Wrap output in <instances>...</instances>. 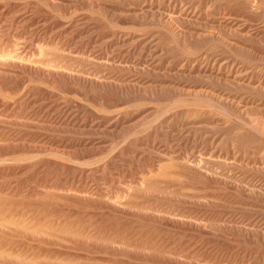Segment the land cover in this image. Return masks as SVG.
<instances>
[{
  "label": "rangeland",
  "instance_id": "374dc122",
  "mask_svg": "<svg viewBox=\"0 0 264 264\" xmlns=\"http://www.w3.org/2000/svg\"><path fill=\"white\" fill-rule=\"evenodd\" d=\"M264 0H0V264H264Z\"/></svg>",
  "mask_w": 264,
  "mask_h": 264
},
{
  "label": "bare ground",
  "instance_id": "6f19581e",
  "mask_svg": "<svg viewBox=\"0 0 264 264\" xmlns=\"http://www.w3.org/2000/svg\"><path fill=\"white\" fill-rule=\"evenodd\" d=\"M256 127H257L258 131H260V133L261 132L264 133V127L258 126L257 124H256Z\"/></svg>",
  "mask_w": 264,
  "mask_h": 264
}]
</instances>
